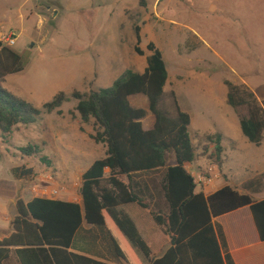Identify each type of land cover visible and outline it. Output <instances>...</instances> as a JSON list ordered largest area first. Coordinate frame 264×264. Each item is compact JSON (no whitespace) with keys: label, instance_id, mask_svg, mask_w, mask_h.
Listing matches in <instances>:
<instances>
[{"label":"trees","instance_id":"obj_1","mask_svg":"<svg viewBox=\"0 0 264 264\" xmlns=\"http://www.w3.org/2000/svg\"><path fill=\"white\" fill-rule=\"evenodd\" d=\"M135 52L141 48L142 29L135 27ZM148 67L141 74L126 71L112 87L71 95L59 93L40 109L4 87L7 78L25 71L32 53H19L0 41V139L14 134L19 127L38 124L45 115H64L62 107L74 99L77 106L70 115H79L85 125L94 121L92 140L107 148L106 157L95 161L83 175L82 202H67L36 197L30 202L18 200L15 232L0 241V264L11 258L13 248L21 264H106L71 253L76 233L84 223L106 228L116 255L127 264H233L224 257L214 219L249 207L260 239L264 242V200L225 186L214 194L197 191L195 177L187 166L198 159L190 130L192 118L181 110L175 94V116L161 108L169 71L163 52L154 42L147 46ZM229 106L241 114L240 124L250 143L264 142V100L247 85L225 82ZM142 95L149 108H134L132 97ZM152 115L154 125L144 122ZM217 145V164L221 167L223 136L210 138ZM27 157L39 156L38 146L20 149ZM46 161V159H42ZM109 170V172H107ZM15 178L28 179L32 170L16 168ZM161 173L160 188L168 213L156 212L150 198L143 197L136 178ZM137 206L150 211L156 225L171 239L172 247L163 258L154 260L151 248L143 240L136 222L126 210Z\"/></svg>","mask_w":264,"mask_h":264},{"label":"rangeland","instance_id":"obj_2","mask_svg":"<svg viewBox=\"0 0 264 264\" xmlns=\"http://www.w3.org/2000/svg\"><path fill=\"white\" fill-rule=\"evenodd\" d=\"M136 26L142 29L144 57L135 52ZM13 35L17 43L14 50L32 53V65L26 73L37 56L43 59V81L36 83L51 84L53 90L43 102L33 100L40 109L41 103L52 102L59 93L56 81L65 70L74 75L81 93L100 90L82 75L88 57L93 59L95 52L112 49L114 59L120 50V57L132 68L134 61L147 64V46L154 42L163 52L172 81L181 78L184 83L180 95L184 108L191 111L193 119L208 110V133L199 135L191 130L202 175L210 178L209 166L217 164V145L210 138L220 135L221 127L237 123L239 143L259 151L243 135L240 119L246 111L239 114L229 106L225 82L245 84L264 100V0H0V41L6 45L2 39ZM16 86L19 97L31 102L28 90L22 84ZM4 87L10 89L8 83ZM136 98L148 102L142 95ZM76 106L72 99L62 107L64 115H45L38 124L19 127L12 136L0 139V196H9L15 203L20 199L29 202L36 197L54 198L52 190H58L56 199L82 202L84 170L103 156L106 147L102 145L103 151H96V159L89 163L80 156L71 159L69 144L87 149L86 143L94 142L91 137L96 130L94 121L85 125L79 115H70ZM161 108L175 114V104L169 98ZM152 118L146 119V129ZM28 146H38L42 153L23 155L20 149ZM76 165L77 171L71 173ZM16 168L32 170L33 174L28 179L15 178ZM161 175L136 178L139 189H146L143 197L160 192ZM257 197H264V192Z\"/></svg>","mask_w":264,"mask_h":264},{"label":"crops","instance_id":"obj_3","mask_svg":"<svg viewBox=\"0 0 264 264\" xmlns=\"http://www.w3.org/2000/svg\"><path fill=\"white\" fill-rule=\"evenodd\" d=\"M93 55V59L90 58V56L88 57L82 75L93 83L98 90L105 87H112L109 86L112 84V80H114V82L117 81L128 70H134L137 73L143 74L148 67V64L144 65L141 63L139 65L138 61H134L132 68L128 67V62L123 59V57H120V50H116L114 59H112V49H109V52H95ZM150 55L151 54L148 56ZM118 56L120 57L119 61L115 60ZM37 57L29 73H26V70L32 65V61L24 72L8 77L4 83V85L8 83L10 87L8 90L18 97L19 94L15 88L18 83L22 84L24 89L28 90L27 93L31 99V103L33 100L43 102V98L53 90L51 84L40 85V83H36L39 82L37 80L43 81L42 72L40 70V64H42L43 59L40 56ZM62 73L63 75L58 77L56 81V89H59L58 92L71 95L74 91H78L79 87L77 80L73 77L74 75H70V72L67 70ZM34 80L35 82H32ZM22 81L24 83H22ZM28 82L29 85H27ZM183 88L184 83H182L181 78L174 82L169 73V80L165 88V95L161 101V105L166 98H169V100H172L173 104H175L172 95L175 94L181 110L190 115L192 114L191 111L185 109L180 101ZM194 91L197 90L193 88L191 92L195 93ZM138 96L130 99L132 106L137 109H145L148 111L149 103L143 98H136ZM41 104L46 103L44 102ZM207 114L208 110L206 109L202 111L201 116L196 119H193L190 115L192 118L190 130L195 129L199 135L207 134L211 129L210 124L206 122L208 118ZM76 116L78 117V115ZM172 116H175V114ZM148 118H150V116ZM144 125H146L145 122ZM153 125L154 118H152V121L149 123L148 129L152 128ZM237 125V123H234L220 128L221 135L223 136L221 142L223 147L221 167H219L218 164L209 166L211 173L210 178H206L202 183H198V177L202 176L201 168L198 166V159L194 164L188 165L187 170L196 179V184L198 186L197 191H202L207 196L214 194L225 186H231L240 193L251 195L256 201H262L264 197H257V195L264 192V142L261 147H258V152L252 151L249 145H241L239 143L240 130ZM83 141L86 140L83 139ZM86 144L87 149L73 148L75 144H69V154L72 160L80 156V160L89 163L96 159V151H103L101 148L102 145L96 144L95 141L92 142V144L89 142ZM67 149L68 148H64V151L68 152ZM106 152L103 156L99 157L98 160L105 158ZM90 167L84 170L83 175ZM77 169V165L72 167L71 173L76 172ZM107 172H109V170H107ZM259 176L261 178L256 181L255 178ZM149 196L148 198H150L152 208L156 212L163 211L164 213H168V206L164 200L161 188L160 192L152 191ZM48 199L72 202L64 199ZM16 205L17 203H15L13 199H10L9 196H0V241L9 238L15 232L13 222L17 216L15 213V210H17ZM126 213L136 222L143 240L146 241L151 248L152 258L154 260L163 258L172 247L171 239L156 225L151 212L137 206H131L126 210ZM214 225L219 236V242L224 257L229 255L233 264H264V242L260 239L253 213L249 207L214 219ZM12 250L11 258L3 264H21L15 254V249L13 248ZM69 251L106 264H127L116 255L107 229L88 223H84L76 233Z\"/></svg>","mask_w":264,"mask_h":264},{"label":"built area","instance_id":"obj_4","mask_svg":"<svg viewBox=\"0 0 264 264\" xmlns=\"http://www.w3.org/2000/svg\"><path fill=\"white\" fill-rule=\"evenodd\" d=\"M2 41L6 43L7 46H10V47H15L17 44L14 35L9 38L2 39ZM49 179L52 181L53 177L51 176ZM205 179L206 177H204L203 175L198 177V183H202ZM59 195H60V192L58 190H52L51 196H53L54 198H57Z\"/></svg>","mask_w":264,"mask_h":264}]
</instances>
